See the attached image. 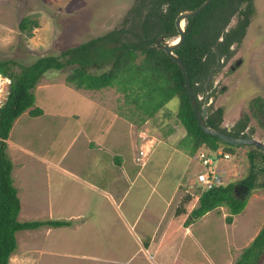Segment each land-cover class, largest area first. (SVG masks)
I'll return each instance as SVG.
<instances>
[{"label": "rangeland", "instance_id": "obj_1", "mask_svg": "<svg viewBox=\"0 0 264 264\" xmlns=\"http://www.w3.org/2000/svg\"><path fill=\"white\" fill-rule=\"evenodd\" d=\"M136 2L137 0H0V60L6 59L9 69L16 70L18 65L29 64L37 56L58 54L64 48L111 29L127 28L123 30L122 36L133 38L134 34L139 32L135 25L137 21H134L136 18L133 7ZM251 9L243 35L229 44L228 55L220 56L221 61L213 71L208 84L207 106L210 109L220 107V125L225 127L246 115L245 130L249 131L248 135L264 140V130L250 114L247 104L255 95L264 98V0H252ZM22 16H28L37 22L30 33L18 29L17 23ZM236 17V14L229 17L224 30L234 24ZM172 38L173 36H164L167 41ZM236 58H239L238 64L230 68ZM106 67L107 65L100 68L90 67L89 70L97 72ZM67 71L65 66L61 69H47L41 74L33 87L34 106H42L44 102L53 105L67 103L71 95L62 87ZM36 84L38 87H35ZM66 84L74 87L72 84ZM133 92L134 90L129 95L114 85L88 91L91 97L100 99L99 104L106 110L120 115L138 127L149 126L155 136L170 134L169 143L186 151L189 146V142L184 140L186 130L175 114L178 98L170 97L152 115L147 116L134 104L135 101L131 98ZM125 93L129 96L126 97ZM197 97H202L201 91L197 92ZM51 118L53 117L47 119L46 116H32L24 110L12 122L5 142L13 163L11 178L16 192L19 189L32 190L33 183H36L40 192L68 193L71 188L70 179L61 168L53 164L58 158L63 160L69 171L87 177L95 185L114 191L115 197L127 189L126 200L137 207L140 205L138 201L142 199V193L150 186L149 181L153 182L158 173L161 181H166L167 188L174 184L176 169L173 158L170 162L167 160L165 163H157L149 155L146 156L145 152L140 160L142 164L133 159L138 141L130 135L127 123L115 118L109 122L104 132H113L111 136L115 142L106 150H102L99 156L85 161L83 134H75L76 128L72 119L62 118L59 121L57 118ZM252 147L251 144H240L232 146L231 150H224L220 143L215 149L225 151L228 156L216 158L211 164V167L219 172L222 184L233 181L244 192L240 196L246 197V203L238 212L248 220L242 226L244 232L252 230L264 221V187H253L247 191L239 182L248 170L246 151ZM206 148L208 147L200 144L189 154L191 159L183 178L200 168L195 153L198 149ZM116 157L121 158L128 168L127 177L123 174L117 175L120 172L115 165L118 160ZM138 169L140 171L130 182ZM113 178L115 182L110 181ZM263 179L264 172H258L257 180ZM183 187L179 185L178 191ZM190 187L193 193H199L202 189L200 184L193 181ZM81 189L82 187L78 191ZM224 207L227 212V206ZM224 223L223 218H206L199 221L192 228L195 239L192 242L189 239L184 240L179 260H182L183 264H209L207 259L218 262L226 255L231 257V247L234 243L230 244ZM42 237L43 234H30L31 245L36 242L38 255L41 253L39 244L42 243ZM20 251L16 246L9 254L7 264H45L47 261L31 257L23 262ZM239 254L240 252L235 258H230V262ZM256 264H264V248Z\"/></svg>", "mask_w": 264, "mask_h": 264}, {"label": "trees", "instance_id": "obj_2", "mask_svg": "<svg viewBox=\"0 0 264 264\" xmlns=\"http://www.w3.org/2000/svg\"><path fill=\"white\" fill-rule=\"evenodd\" d=\"M202 0H137L133 7L134 21L139 32L133 38L122 36L127 28L111 29L99 36L92 37L76 45L64 48L58 54L37 56L29 64H20L16 70L8 67L7 60H0V70L10 78L9 92L5 103L0 108V264H7L8 256L16 248L15 232L23 228H33L42 224L63 225L66 219L18 220V197L12 183L13 163L7 152L5 139L13 120L24 110L34 116L40 113L33 105V87L41 74L47 69H61L67 66L64 80L74 87L98 89L115 86L127 92L134 90L131 98L142 114L150 116L170 97L178 98L175 112L184 126L185 138L189 142L187 153L191 154L200 145L215 149L220 143L224 150H231L234 144L203 132L193 117L183 78L176 62L162 49L154 45L155 38L177 34L173 19L182 9H191ZM252 0H210L198 13L184 19L185 36L173 49L186 68L190 85L196 96L203 92V81L210 65L215 61L212 44L221 37L216 48L220 56L229 53V44L237 41L244 33L251 14ZM241 5H243L241 7ZM236 14L234 24L224 30L229 17ZM37 22L28 16H22L18 23L19 30L30 33ZM90 71L89 68H100ZM125 96L128 97L129 95ZM248 108L258 126L264 130V98L253 96ZM220 107L210 109L207 106L206 118L216 129L235 136H248L247 116L236 119L226 130L220 125ZM248 170L240 178V185L247 191L253 187H264V179L257 180L258 172H264V152L253 146L246 151ZM233 181L219 183L209 188H202L197 196L196 205L190 210L191 215L199 216L207 210L225 205L228 208L224 220L229 222L233 213L239 212L246 201L242 189ZM264 248V221L256 234L241 247L239 256L231 264H256Z\"/></svg>", "mask_w": 264, "mask_h": 264}, {"label": "crops", "instance_id": "obj_3", "mask_svg": "<svg viewBox=\"0 0 264 264\" xmlns=\"http://www.w3.org/2000/svg\"><path fill=\"white\" fill-rule=\"evenodd\" d=\"M63 83V89L71 95L67 98V103L53 105L44 102L42 106L35 105L40 113L34 116H46L47 119L51 116V119L57 118L59 121L71 118L76 128L75 134H83L85 161L99 156L102 150L115 142L111 136L114 133L104 131L109 122L114 118L119 119L128 124L130 135L138 141L137 149L143 148L146 156L149 155L157 163L174 159L175 182L171 188H167L166 181H161L158 173L153 182L149 181L150 186L142 193L137 207L126 200L127 189L115 197L114 191L95 185L87 177L69 171L63 160L58 158L53 164L61 168L70 179L71 188L68 193L40 192L36 183H33L32 190L19 189L16 192L19 203L17 219H66L70 222L63 225L42 224L17 230L16 246L21 250L22 261L35 257L44 262L47 260L45 264H183L179 260V253L184 240L192 242L195 239L192 228L206 218L224 219L227 214L225 205L215 206L199 216L191 215L190 210L196 205L198 196L190 187L192 181L196 183V171L183 178L191 155L171 145L168 140L170 134L155 136L149 126L138 127L106 110L99 104L100 99L89 95L88 91L94 89L68 86L65 81ZM117 159L115 165L120 172L117 175L127 177L128 168L121 158ZM138 171L140 170L133 174L130 182ZM110 181L115 182L114 178ZM144 182L148 184L147 181ZM179 185L184 187L178 191ZM247 221L238 212L231 215L229 222L225 221L227 237L230 244L234 243L231 247L233 255H226L218 262L207 259L209 264L233 262H230V258L238 255L239 249L252 239L261 226L257 225L244 232L242 226ZM31 233L33 236L43 234L39 255L36 242L31 245Z\"/></svg>", "mask_w": 264, "mask_h": 264}, {"label": "water", "instance_id": "obj_4", "mask_svg": "<svg viewBox=\"0 0 264 264\" xmlns=\"http://www.w3.org/2000/svg\"><path fill=\"white\" fill-rule=\"evenodd\" d=\"M209 1L210 0H202L194 8L182 9L178 11L175 14L174 19H173V24H174L175 30L177 31V34L174 35L175 40L170 39L169 41H167L164 39L163 34H160L155 38L154 45L156 48L162 49L170 58H172L176 62L177 66L179 67L180 72L182 74V78H183V86H184V89L188 97V101L190 104L193 117L196 120L197 125L203 132L214 135L218 137L219 139L227 143H230V144H234V145L251 144L264 152V140H260L258 138H255L249 135L248 136H235V135L229 134L228 132L218 130L214 126H212L206 118V109L208 105L207 100H208V91H209L208 84L212 79L214 69L218 67L219 62H220V54L216 48V43L221 37H218L215 40V42L212 44V50L214 51V55H215V62L214 64L209 66L205 80L203 81L202 97H197V99H201L200 106L197 105L196 96L192 91L186 68L184 67L180 57L173 52V49L182 42L185 36V31L182 26V21L186 17L192 16L198 13L204 6L208 4ZM238 62H239V58H236L234 60L232 67H234V65H237ZM228 129L229 127L227 126L226 130Z\"/></svg>", "mask_w": 264, "mask_h": 264}, {"label": "built area", "instance_id": "obj_5", "mask_svg": "<svg viewBox=\"0 0 264 264\" xmlns=\"http://www.w3.org/2000/svg\"><path fill=\"white\" fill-rule=\"evenodd\" d=\"M10 78L7 73L0 70V108L6 101L9 92ZM145 152L143 148H138L134 154L133 159L136 162H140ZM228 154L220 149H198L195 153V157L198 160L200 168L194 173V179L197 184H200L202 188H209L216 184L222 183L219 178V172L216 171L211 164L219 157H227ZM142 163V162H140Z\"/></svg>", "mask_w": 264, "mask_h": 264}, {"label": "flooded vegetation", "instance_id": "obj_6", "mask_svg": "<svg viewBox=\"0 0 264 264\" xmlns=\"http://www.w3.org/2000/svg\"><path fill=\"white\" fill-rule=\"evenodd\" d=\"M172 39H174V36H173V38ZM221 61V60H220ZM215 62V61H214ZM220 63V62H219ZM214 64V63H213ZM211 66V65H210ZM230 68H234V67H232V65H230ZM208 71V70H207ZM206 77V76H205ZM205 80V79H204ZM210 83V82H209ZM202 86H203V84H202ZM208 88H209V86H208ZM202 94H203V92H202ZM200 101H201V99H199ZM201 105V104H200ZM227 127V126H226ZM229 130V129H228Z\"/></svg>", "mask_w": 264, "mask_h": 264}, {"label": "bare ground", "instance_id": "obj_7", "mask_svg": "<svg viewBox=\"0 0 264 264\" xmlns=\"http://www.w3.org/2000/svg\"><path fill=\"white\" fill-rule=\"evenodd\" d=\"M173 40H175V39H173ZM173 42V41H172Z\"/></svg>", "mask_w": 264, "mask_h": 264}]
</instances>
